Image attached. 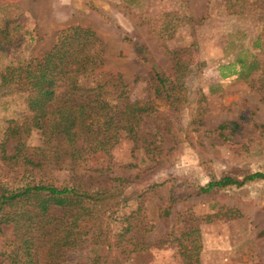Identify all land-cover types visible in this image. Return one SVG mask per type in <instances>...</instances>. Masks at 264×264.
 Instances as JSON below:
<instances>
[{
    "label": "rangeland",
    "instance_id": "obj_1",
    "mask_svg": "<svg viewBox=\"0 0 264 264\" xmlns=\"http://www.w3.org/2000/svg\"><path fill=\"white\" fill-rule=\"evenodd\" d=\"M2 20L17 28L0 50V69L15 58L38 55L65 26H87L100 40L104 69L121 77V85L108 87L109 99L123 90L129 101L156 110L142 114L136 143L119 139L85 153L72 169L43 167L42 180L56 186L94 185L111 177L129 187L168 180L141 196L125 188L130 193L115 196L116 215L93 208L80 224L95 243L86 246L89 252L71 253L70 262L87 264L98 250L95 264H177L187 251L195 264H264V179L188 196L183 182L203 184L226 175L240 181L264 171V0H0ZM172 51L184 56L176 75ZM185 52L192 58L189 67ZM150 65L185 88L179 90L180 111L155 97ZM242 65L251 72L247 79L228 74ZM22 115L24 106L0 89V130ZM229 120L239 127L215 129ZM26 143L29 152L38 146L39 132H29ZM8 169L0 167L1 181L12 178ZM226 208L242 216H214ZM126 216L131 230L120 235ZM11 237L12 226L0 225V251Z\"/></svg>",
    "mask_w": 264,
    "mask_h": 264
},
{
    "label": "trees",
    "instance_id": "obj_2",
    "mask_svg": "<svg viewBox=\"0 0 264 264\" xmlns=\"http://www.w3.org/2000/svg\"><path fill=\"white\" fill-rule=\"evenodd\" d=\"M8 24L0 21V50L9 46L12 32L17 28ZM134 49L144 54L140 45L134 44ZM171 54L176 75L177 61L184 56L176 51ZM185 55L190 57L188 52ZM191 59L186 67L191 65ZM103 66L99 38L90 27L76 24L57 30L50 46L38 55L15 58L0 69V89H4L10 102L24 106V115L6 120L0 130V167L5 166L13 173L10 180L0 179V225L12 226V237L5 240L0 251V264H75L70 262V254L89 252L91 248L86 246L95 243L87 229L81 230L83 224H80L93 208L116 215L119 205L115 196L130 193L125 188L141 196L168 182L165 179L129 187L123 184L125 179L111 177L94 185L77 182L56 186L42 180L41 171L46 165L72 169L87 152L108 149L119 139L136 143L142 114L156 111L149 103L129 101L123 90L109 99L108 87L121 85L122 81L118 73H111ZM249 66L253 71L257 69L254 62ZM242 67L238 71L231 69L228 74L245 80L251 72H244ZM148 80L155 97L166 102L172 112L180 111L181 83L172 81L153 65ZM238 127V122L229 120L215 129ZM34 129L39 132L40 143L29 152L26 139ZM254 179H264V171L248 173L240 181L226 175L210 178L203 184L187 178L183 182L189 187L188 196L215 192L229 185L240 186ZM162 213L166 215L168 208ZM214 216L234 219L242 215L237 209L226 208ZM118 220L114 217L113 224L119 223ZM123 220L125 224L118 228L120 235L131 230L128 217ZM190 231L196 233L197 229ZM120 242L121 239L115 244ZM96 252L87 264H95L94 259L101 258ZM180 255L177 264L197 263L190 251Z\"/></svg>",
    "mask_w": 264,
    "mask_h": 264
}]
</instances>
